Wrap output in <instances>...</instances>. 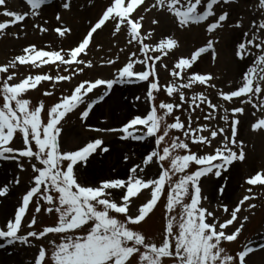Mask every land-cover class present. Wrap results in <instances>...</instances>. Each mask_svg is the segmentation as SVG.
I'll return each mask as SVG.
<instances>
[{
	"label": "snow or ice",
	"instance_id": "6c2138e0",
	"mask_svg": "<svg viewBox=\"0 0 264 264\" xmlns=\"http://www.w3.org/2000/svg\"><path fill=\"white\" fill-rule=\"evenodd\" d=\"M25 2L30 10L18 12L8 8V0H0V15L6 18L0 22V41L29 17L42 20L33 25L41 35L54 32L63 41L74 34L65 21V13L74 9L73 0ZM235 5L238 0H155L150 7L145 0H85L93 15L73 44L52 48L29 43L0 65V162H9L20 172L30 168L32 173L25 194L0 222V249L12 245L34 249L26 264H249L253 253L264 250V240L248 242L235 254L225 247L238 240L250 219L242 212L257 207L245 208L246 202L256 198L252 186L264 187V170H258L246 180L249 194L233 206L221 202L228 187L224 177L238 162L247 160L240 128L248 106L254 118L250 131L264 134V0H259L247 30H243V15L231 20L228 8ZM142 6L171 20L177 32L203 27L206 42L183 53L175 33L157 34L162 19H152L154 27L144 28L146 17L139 14ZM46 7L53 10L55 26L49 27L50 20L42 17ZM229 29L243 30L239 39L233 36L232 56L244 69L235 87L230 82L225 91L218 87L220 77L200 65L205 60L212 65L219 62L217 46L225 39L220 33ZM106 30L113 37L122 32L127 36V48L119 52L128 55L114 73L79 81L51 106L43 100L34 104L28 98L29 91L37 90L42 82H51L52 90L43 92L50 97L59 83H71L93 69V61L85 57L92 48H100L96 36ZM23 34L27 36V31ZM12 36L20 39L19 32ZM118 60V56L107 59L101 67H115ZM21 66L54 67L56 74L14 71ZM162 70L168 76L166 83H161ZM118 85L143 88L133 94L132 101L125 97L116 102L118 108L127 105L135 112L119 126L90 125L94 109L107 103ZM208 90H215L216 102ZM162 93L169 99L161 100ZM198 111L208 123H199ZM184 112L187 116L182 119ZM69 114H77L90 132L113 134L119 142H150V147L138 162L134 153L123 154L121 162L127 167L122 174L82 180L81 169L98 156L110 155L112 148L103 138L66 148L63 134ZM152 168L156 171L150 176ZM112 170L116 171L115 165ZM211 178L224 182L208 195L203 185ZM20 184L21 177L14 174L10 182L0 185V213L11 190ZM144 193L148 198L133 211L136 199ZM33 205L35 214H31ZM160 207L161 230L150 236L142 227ZM41 215L55 220L40 227Z\"/></svg>",
	"mask_w": 264,
	"mask_h": 264
},
{
	"label": "rangeland",
	"instance_id": "374dc122",
	"mask_svg": "<svg viewBox=\"0 0 264 264\" xmlns=\"http://www.w3.org/2000/svg\"><path fill=\"white\" fill-rule=\"evenodd\" d=\"M55 3H59V0H54ZM101 2H106V0H101ZM155 0H145V6L150 7ZM259 0H238V5L229 7L228 10L231 12V20L235 22L240 15L244 17V29L247 30L249 27V21L255 13V8L258 6ZM74 9L72 12L65 13V21L69 26L74 30V34L63 41L57 37L54 32H49L47 34L41 35L40 32L34 28L35 23H42V20L39 18L29 17L24 24L12 27L8 30V36L0 41V65H3L8 62L15 54L21 51L22 46H26L29 43H35L38 46L50 45L52 48H59L61 46L67 48L69 45L73 44L74 41L78 40L81 34L84 32V29L88 25V21L93 15L89 13L85 7V0H73ZM8 8L18 12L29 11V7L26 5L25 0H8ZM91 5L89 4V7ZM46 7L42 9V17L50 20L49 27L55 26L56 21L54 20L53 10L50 9L48 12ZM3 9H0L2 11ZM139 14L145 15L144 28L150 29L154 26L151 25V20L155 18L162 19V25L157 29L158 35H163L166 33H175L181 40L183 44L182 52L187 53L189 49H193L197 46L203 45L206 42L207 34L203 27H195L192 32H177L175 27L172 25L171 20L166 17H160L156 10L146 11V8L142 6L139 10ZM258 16V14H257ZM6 18L0 15V22H3ZM26 24V27H25ZM243 30H237L233 32L229 29L226 32H221L220 35L225 37L224 40L217 46L220 51L219 62L215 65L210 64L207 60L200 65V68L207 69L214 72L220 77V80L217 81L218 87L224 88L225 91H228L227 85L232 82L233 87H235V82L239 80L240 73L244 69V65L238 63L232 56V43L233 36L237 39L240 38ZM24 31H27V36H24ZM19 32L20 39L16 40L12 33ZM127 36L125 33H120L117 36L113 37L110 31L101 32L100 35L96 36V43L100 45V48H92L90 55L85 57V59H91L95 65L93 69L86 70L85 73L76 77L71 83L61 82L57 85L55 89V94L46 97L43 96V92L52 90L51 82H42L38 86L37 90L29 91L28 98H30L33 103H37L40 100H43L47 106H51L58 101L60 95L68 94L69 90L73 87L74 84L79 81L86 80L94 76H103L107 77L111 73H114L116 68H119L126 59L128 52L121 53L119 48H127L126 45ZM131 50H135L133 47ZM119 57V60L115 67H101L103 61L107 59H115ZM199 70V69H198ZM19 73L23 75L27 74H39L51 72L53 75L56 74V69L54 67L43 66L39 70L31 69L27 67H19ZM66 74V73H65ZM161 83H166L168 80L167 73L161 71ZM139 86L137 85H118L114 88V94L107 103L99 105L94 109V115L90 116L88 123L94 127H106V126H119L122 120H125L126 117L135 112L134 108L128 107L127 105L118 108L117 104L113 107L112 112L108 114V107L114 102V100H123L127 97L128 101L133 100V94L138 93ZM143 88L141 87V92ZM140 92V93H141ZM210 98L216 102L217 95L215 90H208ZM188 95H191L189 91ZM161 100H168L169 98L165 94H161L159 97ZM115 104V103H114ZM239 105V102H236V106ZM233 104H228L227 107H233ZM143 111V109H141ZM207 107L205 106V112ZM252 109L250 106L247 107V115L242 117V126L240 128V137L246 142L247 145V160L246 162H238L234 169H232L233 175L228 180V187L226 189V199L221 200L222 203H228L230 206L235 205L243 198L244 195L249 194L247 192L248 187H250L246 180L250 175H253L258 170H264V134H256L250 131V123L253 122L254 118L251 115ZM180 115L178 111L176 113ZM204 113L197 112V115L201 116L199 123H208L202 119ZM187 112H184L182 119H185ZM67 123L64 124L65 134H63L64 146L66 148H76L91 138H103L106 142V145L112 148V152L108 156H98L96 159L92 160L90 166L87 169H81L80 175L81 179L88 181H94L100 177H109L115 175L116 172L122 171L127 165H124L121 162V156L126 153H134V159L139 160L141 153L145 152L147 148L150 147V142H119L117 137L113 134L107 133H95L88 131L84 126H82L81 121L78 118L77 114H69L66 118ZM107 120L108 124H104L103 121ZM223 126V122H219ZM212 125H216L217 121H212ZM196 125H194L195 127ZM218 146V145H217ZM194 151H197V148H193ZM213 149H208L212 151ZM113 165H115L116 171L112 170ZM0 168H6L8 175L6 176V181L10 182L13 179L14 174L21 177V184L15 186L11 193L13 197V208L16 206L17 202L21 200L23 194H25L26 189L30 186L31 183V169L29 168L26 172H20L18 169H14L13 165L9 162H0ZM155 168H152L149 172V175L155 174ZM224 180L216 181L215 178L206 180L203 185L204 193L212 195L216 192L218 185L223 184ZM3 182L0 183L2 185ZM253 192L251 193L254 197L253 200L246 202L245 208H248L249 204H256L257 207L251 211H243L242 215L249 216L250 219L246 223L245 229L238 238L236 242L226 243L225 247L233 254L236 251L240 250L248 242H259L264 240V187L252 186ZM10 197V196H9ZM8 197V198H9ZM11 198V197H10ZM148 198V194L144 193L141 198L136 199L135 204L133 205V211H135L136 205L144 202ZM218 198V196H217ZM219 199V198H218ZM31 214H35L34 205L30 206ZM162 215L163 208L160 207L156 210L155 215L152 217L148 223L144 224L142 230L147 234L158 235L162 227ZM30 219V217H29ZM55 217H48L47 215H41L38 218V224L40 227L51 225ZM3 219L0 218V222ZM27 229L25 228V232ZM262 235V236H261ZM3 243V241H0ZM47 243V241H45ZM34 249H26L25 246L21 245H12L7 246L4 249H0V264H26L27 260L31 258L32 252ZM251 261V260H250ZM249 264H252L250 263Z\"/></svg>",
	"mask_w": 264,
	"mask_h": 264
},
{
	"label": "bare ground",
	"instance_id": "6f19581e",
	"mask_svg": "<svg viewBox=\"0 0 264 264\" xmlns=\"http://www.w3.org/2000/svg\"><path fill=\"white\" fill-rule=\"evenodd\" d=\"M51 8H48L47 11L49 12ZM139 91L138 93L136 94H140L141 92V87L138 88ZM117 100H114V102L111 104L110 107L107 108V110H109L108 114L112 112V109L114 106H116V103ZM115 103V104H114ZM8 175L7 173V169L6 168H1L0 169V183L3 182L5 183L6 181V176ZM233 175V172L231 170V173L230 175H226L225 178H229ZM11 197V198H10ZM10 197L5 199L4 201V206H3V213H0V218L1 219H4V215L7 214V215H11V213L13 212V205H14V202H13V197L14 195L12 193H10ZM264 236V235H263ZM251 260V261H250ZM250 263L252 264H264V250H261V251H257L255 253H253L251 255V258H250Z\"/></svg>",
	"mask_w": 264,
	"mask_h": 264
}]
</instances>
